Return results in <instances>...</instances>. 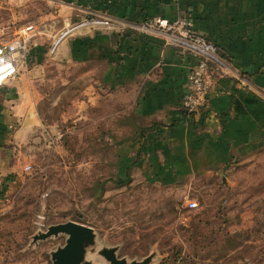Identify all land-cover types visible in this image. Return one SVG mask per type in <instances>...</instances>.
Returning <instances> with one entry per match:
<instances>
[{
    "label": "crops",
    "instance_id": "crops-1",
    "mask_svg": "<svg viewBox=\"0 0 264 264\" xmlns=\"http://www.w3.org/2000/svg\"><path fill=\"white\" fill-rule=\"evenodd\" d=\"M6 2L5 20L0 9V42L21 33L27 39L25 53L17 54L18 71L34 55H46L40 39L48 15L55 13L59 21L109 20L108 27L83 28L59 40L50 64L58 85L79 80L84 87L83 98L72 101L79 113L75 119L86 109L91 124L134 135L133 143L121 144L138 150L137 165L147 160V165L172 166L188 179L209 181L264 148V0ZM18 5L23 8L16 10ZM48 5L53 12L47 13ZM156 18L187 19L217 48L207 60L208 92L199 109L189 111L181 101L186 76L200 55L166 40L164 30L146 26ZM21 75L0 86V205L19 182L24 146L36 124L43 126L33 109L42 94L33 88L35 81L25 84ZM39 75L40 82L52 81Z\"/></svg>",
    "mask_w": 264,
    "mask_h": 264
},
{
    "label": "rangeland",
    "instance_id": "rangeland-1",
    "mask_svg": "<svg viewBox=\"0 0 264 264\" xmlns=\"http://www.w3.org/2000/svg\"><path fill=\"white\" fill-rule=\"evenodd\" d=\"M0 5L5 20L9 3ZM46 11L53 12L49 5ZM45 22L40 40L46 55L27 59L28 68L23 63L13 77L36 82L33 88L42 98L33 109L43 126L36 124L24 146L29 168L0 205V264H51L49 253L66 236L32 243L31 235L67 220L92 228L94 243L85 253L92 262H104L98 249L116 246V256L126 260L152 253L150 264H263L264 148L227 169L223 181L188 179L172 166L147 160L137 165L138 150L121 144L133 143V134L104 131L102 123L89 122L86 109L74 118L79 113L72 101L83 98L84 87L79 80L58 85L50 64L52 42L66 24L55 13ZM40 73L52 81L40 82ZM126 165L130 181L118 185L115 179L123 177ZM188 201L195 206L188 208Z\"/></svg>",
    "mask_w": 264,
    "mask_h": 264
},
{
    "label": "built area",
    "instance_id": "built-area-1",
    "mask_svg": "<svg viewBox=\"0 0 264 264\" xmlns=\"http://www.w3.org/2000/svg\"><path fill=\"white\" fill-rule=\"evenodd\" d=\"M64 21L66 25L59 31L54 40L55 42H52L51 48H54L59 40L74 31L83 28L109 26V20L102 16L86 17L72 23H69V20ZM146 26L150 29L164 30L166 40L180 43L195 50L200 55V58L186 76L181 101L182 106L189 111L199 109L203 106L208 92L207 60L209 57L216 55V46L195 33L191 29L189 21L184 18H175L170 21L156 18L147 21ZM26 49L27 39L24 33L11 38L9 41L0 42V86L18 73L17 54L25 53ZM28 168L29 166L25 165L23 170ZM194 206L195 202H187L188 208Z\"/></svg>",
    "mask_w": 264,
    "mask_h": 264
},
{
    "label": "water",
    "instance_id": "water-1",
    "mask_svg": "<svg viewBox=\"0 0 264 264\" xmlns=\"http://www.w3.org/2000/svg\"><path fill=\"white\" fill-rule=\"evenodd\" d=\"M224 177L221 178L223 181ZM64 234V244L56 247L49 253L51 264H150L153 254L149 253L139 260H126L116 256V246L101 247L96 254L104 262H92L85 258L86 248L94 243V232L91 227L67 220L49 224L44 231L31 235V242L43 240L57 234Z\"/></svg>",
    "mask_w": 264,
    "mask_h": 264
},
{
    "label": "trees",
    "instance_id": "trees-1",
    "mask_svg": "<svg viewBox=\"0 0 264 264\" xmlns=\"http://www.w3.org/2000/svg\"><path fill=\"white\" fill-rule=\"evenodd\" d=\"M204 38V37H203ZM205 39V38H204ZM207 40V39H205ZM208 41V40H207ZM217 49V48H216ZM138 156V151L136 152V157L135 159H137ZM135 162V160L133 161ZM131 167V165H126L124 168V173H123V177H118L115 179V183L118 185H124L126 183H128L130 181V176H129V168Z\"/></svg>",
    "mask_w": 264,
    "mask_h": 264
},
{
    "label": "bare ground",
    "instance_id": "bare-ground-1",
    "mask_svg": "<svg viewBox=\"0 0 264 264\" xmlns=\"http://www.w3.org/2000/svg\"><path fill=\"white\" fill-rule=\"evenodd\" d=\"M55 42V41H54Z\"/></svg>",
    "mask_w": 264,
    "mask_h": 264
}]
</instances>
